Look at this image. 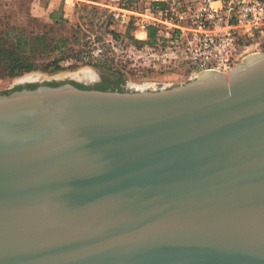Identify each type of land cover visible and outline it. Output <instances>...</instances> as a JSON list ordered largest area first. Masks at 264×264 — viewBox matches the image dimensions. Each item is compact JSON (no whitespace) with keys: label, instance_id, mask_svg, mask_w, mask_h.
<instances>
[{"label":"water","instance_id":"1","mask_svg":"<svg viewBox=\"0 0 264 264\" xmlns=\"http://www.w3.org/2000/svg\"><path fill=\"white\" fill-rule=\"evenodd\" d=\"M0 264H264V51L0 92Z\"/></svg>","mask_w":264,"mask_h":264},{"label":"rangeland","instance_id":"2","mask_svg":"<svg viewBox=\"0 0 264 264\" xmlns=\"http://www.w3.org/2000/svg\"><path fill=\"white\" fill-rule=\"evenodd\" d=\"M15 1H19V7L29 6L28 0ZM104 1L114 4L109 0ZM111 7L93 1L86 2L80 7L78 14L74 12L70 19L63 18L65 22L62 25L30 17L25 24L28 32L38 34L47 30L52 37H68L67 53L73 58L61 61L62 69L35 70L11 78H1L0 92L39 81L59 83L68 80L83 85V82L90 80L88 84L92 86L121 89L145 85L169 86L190 78L186 67L177 57H172L168 50L157 49L151 54L142 49V46L130 43L111 21ZM13 9L14 17L20 18L16 8ZM10 18V14H0V29L11 26ZM131 32L133 33L132 29ZM254 51H264L263 37L258 42H252L244 52L249 54ZM79 72L89 73V79L84 80Z\"/></svg>","mask_w":264,"mask_h":264},{"label":"built area","instance_id":"3","mask_svg":"<svg viewBox=\"0 0 264 264\" xmlns=\"http://www.w3.org/2000/svg\"><path fill=\"white\" fill-rule=\"evenodd\" d=\"M109 14L118 32L131 25L138 40L154 26L156 47L142 49L168 50L189 77L202 70L227 72L248 53L245 48L264 38V0H140L135 7L115 0Z\"/></svg>","mask_w":264,"mask_h":264},{"label":"trees","instance_id":"4","mask_svg":"<svg viewBox=\"0 0 264 264\" xmlns=\"http://www.w3.org/2000/svg\"><path fill=\"white\" fill-rule=\"evenodd\" d=\"M140 0H121L123 6H138ZM60 10L49 13L48 21L62 25L65 20L59 14ZM111 17V16H110ZM112 21V19H111ZM131 25L123 32L134 46L156 47L157 30L154 26L146 28L147 36L144 40H138L131 32ZM24 26L11 25L0 29V79L11 78L35 70L62 69L61 61L73 58L68 54V37H52L47 30L38 34L28 32ZM115 33L114 30H111ZM120 81V80H119ZM55 84V83H51ZM29 84L28 87H34ZM80 87H83L79 85ZM20 86H17L19 88ZM106 89V87H98ZM115 89V88H111Z\"/></svg>","mask_w":264,"mask_h":264},{"label":"crops","instance_id":"5","mask_svg":"<svg viewBox=\"0 0 264 264\" xmlns=\"http://www.w3.org/2000/svg\"><path fill=\"white\" fill-rule=\"evenodd\" d=\"M93 1L102 6H113L115 0H109L114 4H107L104 0H28L29 6L19 7V1L15 0H0V14H10L11 25L26 26V22L30 17H36L39 20H48L49 13L53 10H60L59 14L62 18H69L78 14V11L86 2ZM16 8L17 14L21 15L20 18L14 17ZM27 10V11H26ZM29 12V13H28Z\"/></svg>","mask_w":264,"mask_h":264},{"label":"bare ground","instance_id":"6","mask_svg":"<svg viewBox=\"0 0 264 264\" xmlns=\"http://www.w3.org/2000/svg\"><path fill=\"white\" fill-rule=\"evenodd\" d=\"M79 74L84 78V80L89 79V77H90V76H88L89 73L87 74L85 72H79ZM32 78H34V77L32 76Z\"/></svg>","mask_w":264,"mask_h":264},{"label":"flooded vegetation","instance_id":"7","mask_svg":"<svg viewBox=\"0 0 264 264\" xmlns=\"http://www.w3.org/2000/svg\"><path fill=\"white\" fill-rule=\"evenodd\" d=\"M76 84H77V82H75ZM29 84H24V86H28ZM78 85H80L79 83H78ZM21 86H23V85H21ZM81 86H83V87H98V86H92V85H87V84H81ZM122 89V88H121Z\"/></svg>","mask_w":264,"mask_h":264}]
</instances>
